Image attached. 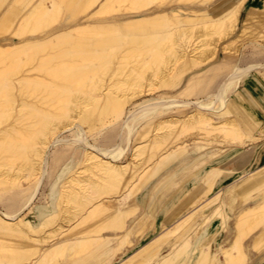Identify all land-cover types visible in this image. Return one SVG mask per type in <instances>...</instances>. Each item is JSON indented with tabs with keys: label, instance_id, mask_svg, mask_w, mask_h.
Here are the masks:
<instances>
[{
	"label": "bare ground",
	"instance_id": "obj_1",
	"mask_svg": "<svg viewBox=\"0 0 264 264\" xmlns=\"http://www.w3.org/2000/svg\"><path fill=\"white\" fill-rule=\"evenodd\" d=\"M216 1L15 0L0 21V264H108L160 228L117 264H218L230 227L223 264L264 254V167L243 175L264 135L230 116L264 73V0ZM231 144L251 148L218 162ZM215 146L148 229L147 188Z\"/></svg>",
	"mask_w": 264,
	"mask_h": 264
},
{
	"label": "rangeland",
	"instance_id": "obj_2",
	"mask_svg": "<svg viewBox=\"0 0 264 264\" xmlns=\"http://www.w3.org/2000/svg\"><path fill=\"white\" fill-rule=\"evenodd\" d=\"M215 5H217V8H223L225 4L222 3V0H217L215 2ZM251 5H259L261 6V0H247V2L245 3L244 5V8L242 10V14L245 13L246 9L251 6ZM22 6L19 4V3H16L15 0H5L3 3L1 1L0 3V21L4 20L9 14H11L12 11L14 10H21ZM63 17L66 15V12H64L63 14H61ZM219 58H222V53L221 51L219 52ZM243 86V83H241L239 86H238V89L241 88ZM237 92H234L233 96L236 95ZM255 114V118L260 120L261 121V125L260 127L255 131L256 134H264V113L259 109V110H256V113ZM216 120L220 119V115L219 116H216V115H212ZM264 143V138L262 136V140H260L259 142H256V150L254 152V158L252 160V162H250L249 166L243 170V175H249V174H252L254 172H257L260 170H262V168L264 167V156H261L259 154V147L260 145ZM198 147L196 148L195 152L196 153H201L200 152V146H202L201 143H199L197 145ZM248 146V147H247ZM247 146L243 147V146H238V145H230V146H227L226 148L228 149L227 152H222V157L220 159H218L217 157V161L219 162L221 159H223L224 157L226 158L227 156L230 157L229 155V152L230 150L232 149H236V151H234V154L235 155H238L240 153V149L241 150H245L248 149V148H251V144H248ZM219 148H222L221 146H215L213 148H210V149H207L205 152L206 153H212L213 151L217 150ZM225 147V146H224ZM221 153L220 151L218 152V154ZM226 154V155H225ZM240 156L242 155L239 154ZM257 156V157H256ZM192 156H190L189 158L185 159L184 161H181L180 163H178L176 166L170 168L168 171H166V173L163 174V176L161 178H159L158 180H156L150 187L147 188V190L145 191V194L147 195V199L146 201L147 202H150L151 201V204L149 206V203L147 204L146 202L142 203L141 204V211H140V214H147L148 218H149V226H148V229L153 225L154 221L156 220L157 224L160 223V219H161V213L163 211V209L167 206V204L170 202V197L173 193L174 190H176L181 182L179 184H173L172 186H170L168 189L165 190V193L163 195V197L159 198L158 199V195L161 194L162 190H159V187H157L158 185L161 187V189L164 187V180L168 177V176H171V175H177L178 174V171L179 169L183 166V165H186L189 161L190 163L187 165L189 168L192 167L194 164H196L199 160L195 161L194 163H192V160L191 159ZM231 160L235 159V156L233 157L231 155ZM234 161V160H233ZM204 161H201V164L199 165V167H197L198 169L194 168V169H190L189 170V175L185 177V185L187 184V181L188 179L190 178V176H192L194 173H198V171H200L201 169L204 168ZM222 163V164H221ZM220 164H215L216 167H224L226 164H228L227 162H221ZM208 165V164H207ZM206 165V166H207ZM237 163H231L230 166H236ZM185 166V167H187ZM188 167L186 169H188ZM258 167V168H257ZM260 167H262L260 169ZM185 169V170H186ZM209 169V168H208ZM257 169V170H256ZM259 169V170H258ZM196 171V172H195ZM238 175H236L234 178H230L229 180L225 181L223 183V186L222 187H231V186H235L237 184V182L239 183V181L241 180V176L243 175H240L239 172H237ZM262 174H264V172H262ZM239 178V179H238ZM162 179V180H161ZM227 178H225L226 180ZM189 185V183H188ZM225 188L223 191H221V193H225V190L227 189ZM231 195L234 197V193L233 191L231 192ZM224 197H227L225 196V194L223 195ZM158 199L155 203L154 201ZM37 202V200L35 201ZM160 202V203H159ZM154 204V205H153ZM158 204L157 206V214H156V211H155V205ZM34 206V205H33ZM148 206L150 208H148ZM27 212V211H26ZM227 212H228V216H230L232 214V212L227 209ZM160 217V218H159ZM204 216H200V220L198 221L199 225L198 227L196 228L197 230V234H195V237H194V242L196 240H198L201 236H203L204 234V230L205 229H208L209 227H203L205 226L207 220L205 219L204 220ZM208 218V217H207ZM31 219L34 220V214L31 215ZM205 221V222H204ZM231 224V221L229 222V226ZM143 225H145V223H143ZM221 226V221L218 220L214 226V229L218 230ZM204 228V229H203ZM202 229V230H201ZM195 230V231H196ZM163 231L162 228H160L157 232H149L148 234H146V238H144L143 236L138 238V239H135V245L130 249V250H127L124 254H122L121 256H118L112 263H108V264H117L119 263L120 261H122L123 259H125L126 257H128L133 251L137 250L139 247H141V245H145L147 243V241L151 240L152 238H155L157 237L161 232ZM203 231V232H202ZM233 234V227H230V229H228V232H226L225 234L223 235H220L218 237V239L216 240V242L213 244V250H212V253L214 254V256H216V260L218 261V264H223L224 263V255L223 253H220V251H222L221 249L223 247H227L228 246V239L231 237V235ZM198 237V238H197ZM141 239H142V242H141ZM225 240H227L225 242ZM247 251L250 252V246L248 245L247 247ZM172 249V245H169L167 247V249L164 250V252L156 258V262L162 260L166 255L167 253ZM220 250V251H219ZM64 254V255H63ZM62 255L58 256V259H62L63 257H67L66 253H63ZM217 254V255H216ZM249 264H264V254H262V256H256V253L254 252H251L249 253ZM63 258V259H64ZM62 259V260H63ZM263 262V263H262Z\"/></svg>",
	"mask_w": 264,
	"mask_h": 264
},
{
	"label": "crops",
	"instance_id": "obj_3",
	"mask_svg": "<svg viewBox=\"0 0 264 264\" xmlns=\"http://www.w3.org/2000/svg\"><path fill=\"white\" fill-rule=\"evenodd\" d=\"M254 72L250 73L249 76L244 81L241 82V83H243V86L241 88H239V90H237L238 88H236V90L234 91V92H237L235 96H233V94H234V92H233V94L231 96V100L235 104V110L230 114V116L233 117V118H235V119H237L239 121L240 126L241 127L243 126L242 128L244 129V131L247 134H249V135H255V136H262L264 134L261 135V134H256L255 133V131L260 127L261 121L255 118V114L254 113H256V110H259V109L264 113V107H263L264 106V73H262V72H256V71H254ZM234 98H235V100H234ZM236 104H237V106H236ZM238 107H239L240 110H238ZM214 115L219 116L220 114H214ZM225 117H227V115H220V119L219 120H222ZM245 123H246V125H245ZM263 138H264V136H263ZM190 156H192L191 157V159H192L193 156H194V154H190L187 158H189ZM221 157H222V153H219L218 154V159H220ZM215 160H216L215 158L214 159L211 158V155L209 153L206 156H202V158L196 164H194L190 168L188 167V169H186V170L184 169V167L187 166L190 163V161L186 165H183L179 169L177 175L168 176L164 180V183H163L164 184V187L162 189H161V187L159 185L157 186V187H159V190H162L161 194L157 196L158 199L160 197L162 198L163 195H164V193H165V190L168 189L173 184H179L181 181H183V182H181V184H180L179 187H185V186H187V184L186 185L184 184L185 183L184 182L185 177L189 175L188 172H189L190 169H194V168L198 169L197 167L200 168L199 165L201 164V161L206 162V163H204V167H205L207 164H211ZM178 163H180V162H178ZM186 174H188V175H186ZM179 187L176 190L177 192L180 190ZM177 192H175V190L173 191V193H172V195L170 197V200H171V198ZM158 199H156L154 201V203ZM157 206H158V204L155 205V207H156L155 208L156 214H157ZM157 216H158V214H157Z\"/></svg>",
	"mask_w": 264,
	"mask_h": 264
}]
</instances>
